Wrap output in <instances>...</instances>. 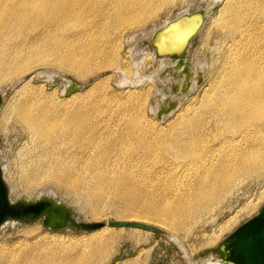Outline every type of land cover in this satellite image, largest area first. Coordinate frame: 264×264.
Returning <instances> with one entry per match:
<instances>
[{"label":"bare ground","instance_id":"obj_1","mask_svg":"<svg viewBox=\"0 0 264 264\" xmlns=\"http://www.w3.org/2000/svg\"><path fill=\"white\" fill-rule=\"evenodd\" d=\"M172 1L179 0H0V82H17L32 66L44 63L73 72L81 79L110 72L97 81H91V86L85 94L75 92L81 86L62 76V92L69 94L65 101L73 105L71 109L62 111L48 109L41 100L32 99L31 90L25 89V83L16 90L19 99L17 112L21 122L34 135L41 150L39 161L35 165L36 172L28 176V186H36L41 179H49L65 187L64 184H67L72 176L89 175L95 179L96 184L113 186L133 202L139 199L140 180L154 177L152 180L159 182L160 175L166 173V167H174L177 162L186 160L184 166L190 171H187L189 176L184 171L183 176L188 177L174 181L175 185L185 187L184 193L187 196L179 198L181 207L160 198L163 202L161 207L156 208L151 202L146 204L143 210L156 217L153 219L155 224L165 225L172 232H177L182 227L179 221L182 223L192 217L204 206L209 195L228 185L237 173L247 175L252 172H264V18L259 13L253 15L251 26L254 25L259 32L252 34L250 24H239L238 19L236 21V18H242L246 13L242 11V5L232 2L233 0H227L225 6L223 4L215 22L220 28L228 30L227 34L232 38V42L244 44L242 46L247 49L246 53L240 51L233 54L235 50L232 51L233 55L230 61H227L229 63L223 65L222 73L218 71L220 74L205 91L202 105L198 107L202 110L187 108L180 121L171 123V131L163 133L160 141H143L134 129L135 122L128 118L125 110L123 113L119 112L121 116L114 115L116 113L112 109V101L106 95L102 96L98 92L93 99H87L86 96L90 97L94 87H103L110 79L121 87L148 85L147 90L140 91V95L146 100L153 86L155 98L152 109L156 111L162 108V118L178 109L185 98L184 95H162L159 74L165 69L175 70L179 74L187 70L186 60L193 42L203 31L218 0H201L193 9L190 6L185 7L173 18L166 17L161 23H152L145 31L135 30L129 33L125 37L126 40L123 38L129 62L121 59L115 48L123 31L144 25ZM225 7L226 12L223 10ZM194 10H201L205 15L198 33L185 40L184 33L193 20L185 23L186 27L182 32H178L177 27L173 28V40L170 44L173 45V51L157 56L153 44H148L152 33L175 17ZM234 43H230L233 48ZM252 49H256L257 55L250 60ZM230 52L225 57L229 58ZM147 62H156L158 70L149 76H143L141 70ZM111 73L115 75L111 77ZM184 79L185 75L182 73L177 80L178 85L182 86ZM197 82L198 79L192 76L187 84L188 90L192 91ZM76 86L79 88L74 91ZM134 93L135 90H128L126 96ZM127 139L132 140L133 149L129 147L131 149H128L126 161L121 164V158L118 157V150L121 148H117L115 140L120 141L119 144H125ZM130 151L131 154L140 152L141 157L158 158L161 165L157 168L154 166L150 171L144 167L136 171L134 164L130 163V158L135 155H131ZM163 154L170 156L164 158ZM35 174L38 177L30 178ZM167 174L169 177L170 173ZM119 192L118 197L121 195ZM129 217L128 219H136L137 216ZM174 220L178 223H172ZM11 222L14 223L10 220L3 226ZM234 223L235 217L226 220L219 227L218 233L208 237L206 244H214ZM118 227L122 232L123 226ZM131 228L134 231L115 234V231L108 232L106 226L96 229L95 231L99 232L92 237L95 241V251L90 257L82 252H70L71 249L63 253L53 250L42 254L37 246L36 250L24 246L8 250L2 247L0 264H87L88 260L91 261L94 257L97 259L106 252L103 247L106 242L115 243L120 239L141 242L144 238L136 234L135 230L142 228ZM139 263L141 262L134 258L120 264ZM205 264L232 263L217 258Z\"/></svg>","mask_w":264,"mask_h":264},{"label":"rangeland","instance_id":"obj_2","mask_svg":"<svg viewBox=\"0 0 264 264\" xmlns=\"http://www.w3.org/2000/svg\"><path fill=\"white\" fill-rule=\"evenodd\" d=\"M200 1L201 0L172 1L162 7L158 11L157 16L150 19L144 25L137 26L133 30L127 29L126 31H123L119 37L117 46L115 47L121 59H126L127 62L130 60L127 58L128 53L123 41V38L125 39L129 33L135 30L137 32L142 30L145 31L152 26V23H161L166 17L173 18L178 11L185 7L190 6L193 9ZM226 1L227 0H218L216 6L211 11L203 31L193 42L191 51L186 60L187 70L182 72L185 75L183 85L180 86L177 83V80L182 76V73L179 74L175 70L165 69L159 74L158 80L160 81L159 86L162 89V95L173 94L177 96L184 95L185 97L183 98L181 105L174 112H171L162 118V108H159L156 111L152 109L153 100L155 98L153 95V86L152 89L149 90V95L146 100L140 95V91L147 90L148 87L146 86L148 85H142L135 88L126 85L121 87L114 84L110 79L105 85H103V87H94L91 91L90 97L86 96L87 99H93L98 92L102 96L106 95L107 98L112 101L111 106L116 113L114 115L121 116L119 112L123 113V110H125L128 118L130 117L133 123L135 122L134 129L140 134L143 141L146 142L150 139L160 141L159 139L162 137L163 133L171 131V123L180 121L182 118L181 115L186 112L187 108H197V111L202 110L198 107L202 105L201 102L205 91L209 88L210 83L215 80L216 76L222 73V68H224L226 63H229L227 61L231 59L230 57L236 52L242 51L241 53H246L247 49L242 46L244 44L240 45L236 42H232V38L228 35V30L220 28L217 22H215L216 18H218L219 9L223 4L224 6L226 5ZM232 2L242 5L243 10H241L245 11L244 14L246 13L242 18H236V21L238 19L239 24H250L251 33H258L259 30H257L254 25L251 26V20L256 13L261 14L262 18H264V0H233ZM223 10L226 12L227 8L225 7ZM230 43H234V48L232 46L233 44L231 45ZM252 46L253 41L251 38V48ZM235 47H238L239 49ZM229 51H231L229 58L228 56L225 57ZM232 51H234L233 54ZM249 55L250 60L254 59L257 55L256 49H252ZM30 69L22 74L21 79L17 82H12L11 80L0 82V162L3 168V175L9 184L10 197L12 200H16L19 197L31 199L40 194L51 193L69 208L71 218L69 223L60 229H52L45 226L43 224V218L31 222L7 223L0 229V249L3 247L8 250L24 246L36 250L38 247V250H40L39 252L42 254L49 253L53 250H59L60 253H63V251H69V249H71L70 252L72 250V252H82L90 257L91 254H93L92 252L95 251V241L92 240V237L99 232L95 231L96 229L106 226L108 232L113 233L115 231L113 233L115 234L120 232L119 227H110L108 221H135L155 225L167 231L171 237L166 234L155 233L143 229L139 231L135 230L136 234L144 238L141 242L136 243L128 239H120L115 243L106 242V244L104 243L103 245L106 252L103 253V255L101 254L97 259L94 257L91 261L88 260L87 264H120L122 261L125 262L126 260H133L134 258H137L138 262H141L139 264H205L209 260L213 261L218 258V253L213 248L219 246L223 242V239L238 225L253 217L264 204V172H252L249 174L247 173V175L245 173H237L232 177L228 185L221 188L215 194L209 195L207 201L204 202V206L198 209L192 217L190 216L182 223L179 221L180 224H182V227H180L177 232H172L171 229L165 225L155 224L153 219L156 217L143 211L145 205L152 202L151 204L158 208L162 206V200H165L172 205H179V198L187 195L184 193L185 187L175 185L174 181L177 178L185 179L189 176L187 173L190 171L186 170L188 168H185L184 166L186 160L183 162L181 160L179 163L177 162V166L175 164L174 167H166V170L164 171L166 172V175L164 173L161 174L159 177L161 181L159 182L152 180L155 179L154 177H149L144 181L140 180L139 188L141 189L139 192V199L133 202L130 197H124L125 195H122L113 186L96 184L97 182L95 179L93 177L92 179L89 175H86V177L84 175L83 177L72 176L70 178L71 180H69L67 184H64L65 187H63V184H57L49 179H41L38 185L28 186V176L36 172L35 165L39 161L41 150L34 135L31 134L21 122V118L17 112L19 99L17 98L18 95L16 94V90L25 83V89L27 88L29 91L31 90L30 93L32 99L35 101L41 100L47 108L49 107L48 109L55 108L62 111L66 108L71 109L73 106L65 101L69 94L65 95L62 92V85L64 83L62 76L69 78L81 86L75 92L85 94V91L91 86V81H97L103 76L110 74V72H106V74L98 73L81 79L73 72L59 69L56 66L47 63L41 65L35 64L34 67L32 66ZM157 70L158 64L156 62H147L142 68L141 74L143 76H149ZM114 75L115 73H111L110 76L113 77ZM55 76L59 77V79H56ZM192 76L198 79V82L194 89L189 91L187 84L190 82ZM51 81H54L55 83L48 86V83ZM128 90H135V93L126 96ZM115 101L117 105L114 103ZM138 126H140V128ZM115 142L117 143V148H121L118 150V157L121 158L120 161L122 164L126 161L127 155L129 154L128 149H133L132 140L127 139L125 144H119L120 141L118 140H115ZM131 153L132 151H130V154ZM131 155H135L133 158H130V163L134 164L136 171L142 167L152 170L161 165V161H159L158 158H149L147 156L141 157L140 152ZM163 156L164 158H167L170 154H163ZM170 159L173 160V158ZM180 171L183 172L180 173ZM168 172L170 173L169 177L167 174ZM183 173L188 176H183ZM174 174L175 176L173 177ZM36 177H38V175L36 176L35 174L30 178ZM168 178L169 180H167ZM75 179L76 181L74 182L73 180ZM106 187L107 189H105ZM86 191L91 193V195ZM98 192L100 194H98ZM109 192L111 194H109ZM118 192L119 195L121 194L119 197ZM108 201L109 204H112L107 205ZM113 203L115 205L117 204L116 206L118 207L114 206ZM206 203L207 206H205ZM113 206L115 208H113ZM91 207L93 208L91 209ZM122 210L125 211V213ZM123 214H125V217H128L125 218L122 216ZM129 216H132V218L133 216H137L138 218L128 219L130 218ZM231 217H235V223L230 230L224 231L220 235L218 241L214 244H206L208 237L212 234L218 233L219 227ZM145 218H148V220ZM74 221L97 225V227L83 229L82 227L74 226ZM172 223L176 224L178 222L174 220ZM121 231L122 232L120 233L134 230L131 226H123ZM60 246H62L63 249Z\"/></svg>","mask_w":264,"mask_h":264},{"label":"water","instance_id":"obj_3","mask_svg":"<svg viewBox=\"0 0 264 264\" xmlns=\"http://www.w3.org/2000/svg\"><path fill=\"white\" fill-rule=\"evenodd\" d=\"M205 15L201 10L181 14L168 21L163 26L156 29L148 42L155 47L157 56L173 51L170 45L173 37V28H178L181 32L185 29V23L189 20L194 22L187 27L184 33L186 39L193 38L204 23ZM194 25V26H193ZM183 34V35H184ZM172 37V38H171ZM175 50V49H174ZM56 79L59 77L55 76ZM55 82L48 83V86ZM79 88L74 87V91ZM1 103V95H0ZM43 218V224L52 229L65 227L71 218L69 208L51 193L42 194L31 199L19 197L12 201L9 197V186L3 176V168L0 162V229L8 221L31 222ZM74 226L90 229L97 225L85 222H73ZM109 226H131L139 227L155 233H169L155 225L135 221H108ZM171 237V236H170ZM218 251V258L232 264H264V204L260 210L251 218L238 225L231 231L223 242L214 247Z\"/></svg>","mask_w":264,"mask_h":264},{"label":"flooded vegetation","instance_id":"obj_4","mask_svg":"<svg viewBox=\"0 0 264 264\" xmlns=\"http://www.w3.org/2000/svg\"><path fill=\"white\" fill-rule=\"evenodd\" d=\"M215 251H217V250H215ZM217 253H218V251H217Z\"/></svg>","mask_w":264,"mask_h":264}]
</instances>
